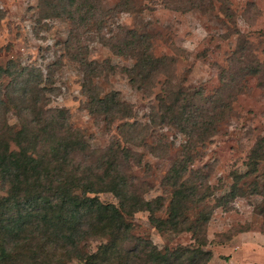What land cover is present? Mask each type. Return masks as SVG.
Instances as JSON below:
<instances>
[{"label": "rangeland", "instance_id": "rangeland-1", "mask_svg": "<svg viewBox=\"0 0 264 264\" xmlns=\"http://www.w3.org/2000/svg\"><path fill=\"white\" fill-rule=\"evenodd\" d=\"M212 1L213 7L206 1L202 8H186L183 0H129L128 6L122 0H99L102 13L97 12L99 21L89 29L54 15L49 0H0V67L9 71L0 80L5 102L0 101V130L7 120L16 129L24 124L47 127L49 136L51 110L64 109L66 122L86 142L72 160L97 165L103 151L123 139V121L109 124L89 113L83 84L90 67L84 59L94 62L91 66L98 70L91 73L92 88L101 95L117 92L134 115L126 120L136 123L134 144H122L141 158V163L126 167L135 187L148 199L164 196L167 205L172 188L166 175L175 164L180 169L187 165L183 179L208 183L212 192L206 201L214 208L206 230L213 241L207 246L214 253L209 264H264V217L255 209L264 204L263 197L247 195L218 206L234 175L248 170L250 152L264 137V73L247 76L240 69L256 61L264 68V0ZM224 4L228 11L221 8ZM130 29L147 34L154 54L167 57L165 72L152 77L144 89L132 84L127 72L135 59L115 53L101 40L102 35L114 37ZM185 99L192 114L186 123L189 132L162 118L183 111ZM19 109L24 111L21 117ZM257 174L262 184L264 158ZM5 189L0 179V196ZM98 195L104 202H118L111 192ZM149 215L146 210L135 214V236L160 249L193 245L190 232H160ZM103 241L90 240L81 249L96 252ZM18 248L0 264H84L67 258L58 246L40 254ZM133 264L147 263L140 255Z\"/></svg>", "mask_w": 264, "mask_h": 264}, {"label": "trees", "instance_id": "trees-1", "mask_svg": "<svg viewBox=\"0 0 264 264\" xmlns=\"http://www.w3.org/2000/svg\"><path fill=\"white\" fill-rule=\"evenodd\" d=\"M122 1L128 6L129 0ZM206 1L211 7L215 5L212 0H183V4L186 8H202ZM224 6L221 8L228 11ZM49 7L54 15L70 19L76 28L90 29L99 21L97 12L102 13L99 0H49ZM98 29H103V25H98ZM74 36L78 37L79 33ZM101 40L115 53L135 59L134 66L127 68V72L137 88L144 89L152 77L165 72L167 57L154 54L147 34L130 29L114 37L102 35ZM84 61L90 67L83 84L89 113L103 116L109 124L123 121L120 130L123 139L114 140L103 151L97 165L75 164L72 156L85 149L86 142L83 135L66 122L64 109L51 110L54 114L49 118L54 125L49 136L47 127L24 124L16 129L5 120L0 130V179L6 186V193L0 196V260L10 257L18 247L32 249V243L37 241L32 249L37 254L58 246L67 258L84 264H133L140 255L147 264H209L214 255L207 249L213 241L206 233L214 212L206 202L212 194L210 185L189 183L188 179H183L187 165L180 169L175 164L166 175V184L172 188L168 204L162 195L146 198L145 193L135 187L126 169L131 163H141V158L122 144H134L136 123L126 121L134 118L132 109L117 92L101 95L95 91L91 73L96 74L98 69L91 66L94 62L86 58ZM240 69L247 76L260 77L264 73L259 61ZM8 73L7 68L0 67V80ZM180 106L183 111L173 112L170 117L165 113L163 121H172L182 131L189 132L186 123L190 122L192 114L187 109V99ZM19 110L16 114L21 117L24 111ZM60 118L65 121L58 122ZM126 134L130 137H125ZM263 148L264 137H261L250 152L248 170L234 175L231 189L218 199V206L230 205L247 195H259L264 200V182L259 183L257 174L264 158ZM250 178L254 181L247 189ZM100 192H111L118 202L102 201ZM255 209L264 217V204L256 205ZM141 210L150 213V222L160 232H190L193 245L160 249L151 240L135 236L133 219ZM94 239H104L96 252L81 249V245Z\"/></svg>", "mask_w": 264, "mask_h": 264}, {"label": "crops", "instance_id": "crops-1", "mask_svg": "<svg viewBox=\"0 0 264 264\" xmlns=\"http://www.w3.org/2000/svg\"><path fill=\"white\" fill-rule=\"evenodd\" d=\"M246 233H248V234H249L250 232H244V233H242V234H246ZM242 234H241V235H242ZM241 235H239V236H241ZM243 236H244V235H243Z\"/></svg>", "mask_w": 264, "mask_h": 264}]
</instances>
